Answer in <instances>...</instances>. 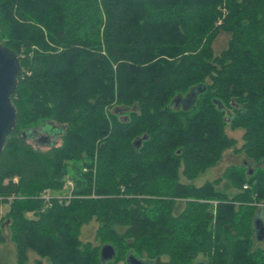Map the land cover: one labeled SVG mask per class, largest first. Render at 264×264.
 <instances>
[{
	"label": "trees",
	"instance_id": "1",
	"mask_svg": "<svg viewBox=\"0 0 264 264\" xmlns=\"http://www.w3.org/2000/svg\"><path fill=\"white\" fill-rule=\"evenodd\" d=\"M0 43L22 66L0 155L17 264H264V0H0ZM47 123L61 143L35 147Z\"/></svg>",
	"mask_w": 264,
	"mask_h": 264
},
{
	"label": "rangeland",
	"instance_id": "2",
	"mask_svg": "<svg viewBox=\"0 0 264 264\" xmlns=\"http://www.w3.org/2000/svg\"><path fill=\"white\" fill-rule=\"evenodd\" d=\"M222 22V18L220 20ZM229 34L221 33L219 37L214 42V50L216 53H220L222 49H224L227 46L228 40H229ZM43 131V132H42ZM39 131V134L29 138V142H31L35 147H39L41 149H48L52 145L51 143H40L38 141V138L40 136H48L50 139H55L56 145H59L61 143V139L58 137V133L62 132L61 128H55V125L51 123H47L43 125V130ZM227 132L230 136L237 139V145L236 148H240L243 140V130L242 129H232L231 127L227 128ZM244 160V156L238 152H235V150L229 149L227 150L222 160L218 165L215 167L210 168L205 172L204 174H201L196 180L195 183L200 185L203 182L211 179L218 178L219 176H223L226 169L233 165V164H240ZM222 185V184H221ZM233 191V189H232ZM10 210V204H1L0 205V212L2 214H6ZM97 222L94 220L89 224H86L83 227L82 230V238L83 240H92L95 241V233L97 229ZM2 233L6 236V241L0 240V264H17V251H16V245L15 243L10 239V233L8 231L7 225H3ZM264 245V241L262 242ZM39 256L32 250H29V260L27 264H34V259L38 258ZM204 259V255H199L197 258V261L200 262V260ZM48 264V263H47Z\"/></svg>",
	"mask_w": 264,
	"mask_h": 264
},
{
	"label": "water",
	"instance_id": "3",
	"mask_svg": "<svg viewBox=\"0 0 264 264\" xmlns=\"http://www.w3.org/2000/svg\"><path fill=\"white\" fill-rule=\"evenodd\" d=\"M21 61L18 53L6 45L0 43V155L3 152L7 137L16 126V108L12 102V96L18 86V78L21 73ZM40 143H49L48 136H40ZM256 224L259 238L264 239V220ZM102 258L111 259L115 254V248L106 244L101 250ZM196 264H205L198 262Z\"/></svg>",
	"mask_w": 264,
	"mask_h": 264
},
{
	"label": "flooded vegetation",
	"instance_id": "4",
	"mask_svg": "<svg viewBox=\"0 0 264 264\" xmlns=\"http://www.w3.org/2000/svg\"><path fill=\"white\" fill-rule=\"evenodd\" d=\"M38 134H39V132L36 133V135H38ZM54 141H55V139H52V138H51L49 143H52V142H54Z\"/></svg>",
	"mask_w": 264,
	"mask_h": 264
},
{
	"label": "built area",
	"instance_id": "5",
	"mask_svg": "<svg viewBox=\"0 0 264 264\" xmlns=\"http://www.w3.org/2000/svg\"><path fill=\"white\" fill-rule=\"evenodd\" d=\"M245 187H247V186H245Z\"/></svg>",
	"mask_w": 264,
	"mask_h": 264
},
{
	"label": "crops",
	"instance_id": "6",
	"mask_svg": "<svg viewBox=\"0 0 264 264\" xmlns=\"http://www.w3.org/2000/svg\"><path fill=\"white\" fill-rule=\"evenodd\" d=\"M35 260V259H34Z\"/></svg>",
	"mask_w": 264,
	"mask_h": 264
}]
</instances>
